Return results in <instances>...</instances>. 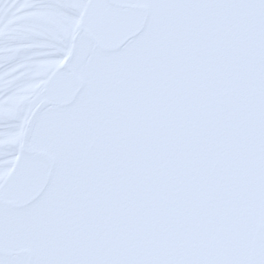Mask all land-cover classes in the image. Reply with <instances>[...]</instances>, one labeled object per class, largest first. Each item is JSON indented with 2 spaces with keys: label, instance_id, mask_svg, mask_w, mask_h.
Wrapping results in <instances>:
<instances>
[{
  "label": "rangeland",
  "instance_id": "374dc122",
  "mask_svg": "<svg viewBox=\"0 0 264 264\" xmlns=\"http://www.w3.org/2000/svg\"><path fill=\"white\" fill-rule=\"evenodd\" d=\"M0 23V264L222 256L259 229L264 183L231 89L169 142L161 97L203 85L208 13L166 0H20ZM81 29H80V28Z\"/></svg>",
  "mask_w": 264,
  "mask_h": 264
},
{
  "label": "snow or ice",
  "instance_id": "6c2138e0",
  "mask_svg": "<svg viewBox=\"0 0 264 264\" xmlns=\"http://www.w3.org/2000/svg\"><path fill=\"white\" fill-rule=\"evenodd\" d=\"M176 7L208 13L213 35L203 41L198 70L203 85L193 98L183 97L169 86L171 94L162 97L163 114L170 132L169 142L183 146L195 136L201 119H222L212 111L219 102L207 95L215 85L219 98L223 89H231L226 109L246 116L255 140L262 183H264V0H166ZM20 0H0V23L12 14L6 6ZM93 264H264V227L249 239L236 244L222 256L198 255L189 251H159L127 257H114Z\"/></svg>",
  "mask_w": 264,
  "mask_h": 264
},
{
  "label": "flooded vegetation",
  "instance_id": "af4514ba",
  "mask_svg": "<svg viewBox=\"0 0 264 264\" xmlns=\"http://www.w3.org/2000/svg\"><path fill=\"white\" fill-rule=\"evenodd\" d=\"M261 215H262V217H261V220H262V221L259 222V224H258L259 229H260L261 227H264V203L262 204Z\"/></svg>",
  "mask_w": 264,
  "mask_h": 264
},
{
  "label": "water",
  "instance_id": "95a60500",
  "mask_svg": "<svg viewBox=\"0 0 264 264\" xmlns=\"http://www.w3.org/2000/svg\"><path fill=\"white\" fill-rule=\"evenodd\" d=\"M80 28V27H79ZM81 29V28H80Z\"/></svg>",
  "mask_w": 264,
  "mask_h": 264
}]
</instances>
